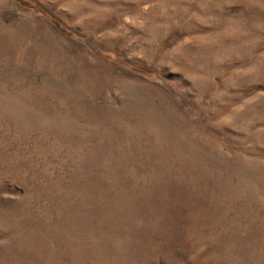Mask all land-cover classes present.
Masks as SVG:
<instances>
[{
  "label": "rangeland",
  "instance_id": "obj_1",
  "mask_svg": "<svg viewBox=\"0 0 264 264\" xmlns=\"http://www.w3.org/2000/svg\"><path fill=\"white\" fill-rule=\"evenodd\" d=\"M0 264H264V0H0Z\"/></svg>",
  "mask_w": 264,
  "mask_h": 264
}]
</instances>
